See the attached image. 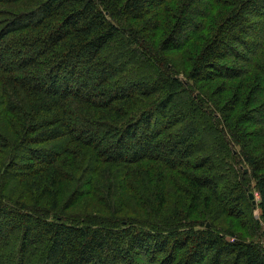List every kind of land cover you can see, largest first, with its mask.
Masks as SVG:
<instances>
[{"label":"trees","instance_id":"1","mask_svg":"<svg viewBox=\"0 0 264 264\" xmlns=\"http://www.w3.org/2000/svg\"><path fill=\"white\" fill-rule=\"evenodd\" d=\"M263 223L264 0H0V264H264Z\"/></svg>","mask_w":264,"mask_h":264},{"label":"rangeland","instance_id":"2","mask_svg":"<svg viewBox=\"0 0 264 264\" xmlns=\"http://www.w3.org/2000/svg\"><path fill=\"white\" fill-rule=\"evenodd\" d=\"M201 38H199V39H197V41L195 42L196 43V45H194L193 47H192V49L191 48H189V49H186L185 51V53H183V54H185V55H183V54H178V55H176V54H174V55H170L169 57H171V59H173V60H175L176 62H177V64H181V63H185L186 62V57H189V56H193V54L194 53H196L197 51H199L200 50V47L198 46L199 44H200V42H198L199 40H200ZM203 41V39L201 40V42ZM198 42V43H197ZM193 45V44H192ZM256 203H258L259 202V200H260V198H259V196H258V193L256 192ZM134 205H133V210H134ZM80 210H87V211H90V212H99V213H101V214H104V213H102V210H101V208H100V205L98 204V202L95 200V199H93L92 197H88V198H86L83 202H82V205H79L78 206V208H77V212L78 211H80ZM135 211V210H134ZM252 213H253V217H254V219L255 220H258V221H261L260 219H261V211L259 210V208L258 207H256V209H254V211H252ZM130 215H132V214H130ZM171 215V213H169V216ZM133 216H136V215H133ZM249 216H251V213H250V215L248 214V217ZM139 217H141V216H139ZM222 224V222H217V225L218 224ZM223 225V224H222ZM219 226H221V225H219ZM223 226H225V227H227L228 229H229V227H230V221H228V223L226 224V225H223ZM261 228L263 229V231H264V223L261 225ZM244 234H242V233H240V236L241 237H243V239H245V240H251L249 237H247L246 236V234H245V232H243ZM230 239H233V237L231 238L230 237ZM256 241L257 242H259L261 245H262V247L264 248V235L263 236H261V237H258V238H256Z\"/></svg>","mask_w":264,"mask_h":264},{"label":"water","instance_id":"3","mask_svg":"<svg viewBox=\"0 0 264 264\" xmlns=\"http://www.w3.org/2000/svg\"><path fill=\"white\" fill-rule=\"evenodd\" d=\"M247 172H248V170L245 171V173H247ZM249 198H250L251 201H254L253 202L254 204L256 203V201H255V195L253 193H250L249 194ZM207 227H209V225Z\"/></svg>","mask_w":264,"mask_h":264}]
</instances>
